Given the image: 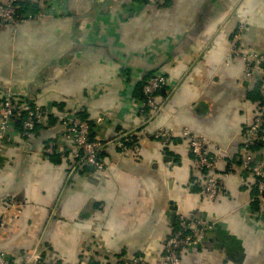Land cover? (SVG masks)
Instances as JSON below:
<instances>
[{"label": "crops", "instance_id": "obj_1", "mask_svg": "<svg viewBox=\"0 0 264 264\" xmlns=\"http://www.w3.org/2000/svg\"><path fill=\"white\" fill-rule=\"evenodd\" d=\"M144 2L69 0L60 16L15 36L0 25V102L11 93L54 116L29 151L17 126L0 156V253L10 264L39 245L48 262L117 264L128 255L155 264L180 214L215 223L181 252L182 264H264V205L242 165L264 74L249 81L244 59H228L242 25L240 49L264 55V0H166L123 14ZM158 71L175 88L160 90L162 109L147 120L138 85ZM75 113L106 116L93 140L128 137L106 146L105 172L39 155L60 143L63 120ZM185 127L225 151L218 172L229 175L215 201L202 191ZM162 128L173 135L157 138ZM255 152L260 159L264 145Z\"/></svg>", "mask_w": 264, "mask_h": 264}, {"label": "built area", "instance_id": "obj_2", "mask_svg": "<svg viewBox=\"0 0 264 264\" xmlns=\"http://www.w3.org/2000/svg\"><path fill=\"white\" fill-rule=\"evenodd\" d=\"M69 0H1L0 1V25L8 26L15 36L17 30L24 25L35 23L41 24L48 18L60 16L67 8ZM33 2L37 4V12L21 11L20 4ZM166 0H146L144 4H129L123 14L129 16L145 6L158 7ZM246 26H239L231 39L228 59L243 58L245 61V77L251 81L264 74V55L255 52H244L240 49V39ZM261 83V102L256 106L255 114L251 123L243 132L245 156L243 167L252 174L256 186V198L264 205V153L257 158L255 149L262 143L264 145V75ZM260 77V76H259ZM174 85L168 79L166 73L158 71L152 74L143 86V99L139 105V113L147 120L155 113L161 111L162 103H158L157 95L162 89L173 91ZM52 113L45 107L30 103L19 102L8 93L0 102V156L5 149L15 143L16 136L22 138V147L29 151V142L33 139L39 125L47 122ZM24 115L23 118H21ZM106 119L105 115L99 116L94 121L80 118L77 113L64 118L60 143L50 141L39 152L42 157L49 158L59 155L61 158L70 156L77 165H85L97 172H105L108 165L103 157L106 146L115 145L124 134L108 140H91L90 134L94 127L99 126ZM17 123H20L19 130ZM17 130L19 131L17 134ZM174 130L162 128L156 137L169 138ZM181 135L188 141L192 162L196 169L205 174L202 183V191L208 200L215 201L224 191L225 179L228 173L225 171L219 175L220 165L224 160L225 151L218 145H213L206 137L193 132L185 127ZM213 150V152L211 151ZM215 223L206 219H198L180 214L172 234L162 244V252L155 264H182L181 252L187 251L194 246L200 245L203 236L214 229ZM44 250L36 246L33 250L20 256L13 264H61L48 262L43 257ZM0 264H10L5 253H0ZM88 264V263H83ZM117 264H149L145 259L138 256H124Z\"/></svg>", "mask_w": 264, "mask_h": 264}, {"label": "trees", "instance_id": "obj_3", "mask_svg": "<svg viewBox=\"0 0 264 264\" xmlns=\"http://www.w3.org/2000/svg\"><path fill=\"white\" fill-rule=\"evenodd\" d=\"M142 1H146V0H142ZM38 8V6H37V4H35V3H33V2H25V3H21L20 4V10L21 11H31V12H37V9ZM150 77V75H148V76H145L144 77V81L140 84V85H138V91L140 92V94H138L139 95V97L141 98V100L143 99V97H144V95H143V86H144V84H145V81L148 79ZM160 92V91H159ZM159 92H158V94H159ZM39 105V104H38ZM77 115L80 117V118H82V119H85V120H87L85 117H83V115L81 114V113H77ZM24 117V115L21 117V118H23ZM53 117L54 116H52V114L51 115H49V117H48V120H47V122H49L50 121V119H53ZM52 121V120H51ZM89 121V120H88ZM46 122V123H47ZM89 123L92 125V127L94 126V124L91 122V121H89ZM43 124H41V125H39L38 127H40V126H42ZM17 126L18 127H20V123H17ZM37 127V128H38ZM37 130V129H36ZM93 132V131H92ZM92 132H91V134H90V139L91 140H93V134H92ZM128 137H125V138H123L122 140H124V139H127ZM121 140V141H122ZM121 141H119V142H121ZM125 145H126V142H125ZM128 145V144H127ZM103 154H104V152H103ZM55 156H58V157H60L59 155H53V156H50L49 158H53V157H55ZM177 224V223H176ZM175 227H176V225H175Z\"/></svg>", "mask_w": 264, "mask_h": 264}]
</instances>
